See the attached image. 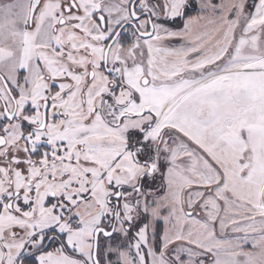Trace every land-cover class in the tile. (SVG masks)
Instances as JSON below:
<instances>
[{"label":"snow or ice","instance_id":"1","mask_svg":"<svg viewBox=\"0 0 264 264\" xmlns=\"http://www.w3.org/2000/svg\"><path fill=\"white\" fill-rule=\"evenodd\" d=\"M0 264H264V0H0Z\"/></svg>","mask_w":264,"mask_h":264}]
</instances>
